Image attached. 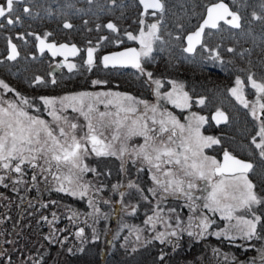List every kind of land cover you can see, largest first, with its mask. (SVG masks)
Wrapping results in <instances>:
<instances>
[{"label":"rangeland","instance_id":"obj_1","mask_svg":"<svg viewBox=\"0 0 264 264\" xmlns=\"http://www.w3.org/2000/svg\"><path fill=\"white\" fill-rule=\"evenodd\" d=\"M23 4L26 5V3ZM148 12L151 13L147 14ZM153 12H155L156 14L152 15ZM161 13L162 12L160 11L152 10H147V12L142 11L143 15L139 18V29L126 31L124 33L125 35H122V33L114 34L110 32L116 31L118 29L117 27H115L114 29L108 28L107 25L110 24L109 21L97 20L92 26L86 27V29L89 30V34L91 37L85 42L81 41V44L84 47L93 46L97 55L104 54L103 52L108 51V48L106 47L107 42H113L115 47H119L118 49L128 46V44L130 46H136L140 49L141 45L139 39H129L128 34L130 33L133 36L138 37L141 30H143L144 32H148V25L153 23H157L159 27V22L162 18V16L159 14ZM141 21H143V23H141ZM63 22L67 23L69 21L67 19ZM85 23L88 24L89 20ZM105 28L110 29L108 34H110L112 37L107 35V31L104 30ZM91 29H94V31H91ZM76 31V29H73L71 35L73 36L77 34ZM193 31H195V29ZM20 33L21 32L15 33V31L12 33L6 32V30L2 29V26H0L1 39L8 40L12 36L22 37L20 36ZM32 34L37 35L39 33L32 31ZM41 35L48 39L52 38L54 36V33H52V30H50V28H46ZM24 36L26 37V35ZM28 38L31 39L33 37L29 36ZM157 40L158 39L152 42V51ZM104 41H107L105 42V45H103ZM218 41L221 42L220 40ZM179 42L181 41L179 40ZM2 44L4 45L3 42ZM122 44L125 46H121ZM228 45L229 44H226V48H230ZM21 46L25 51L29 49L28 47H25L23 39L21 40ZM182 48L186 49V44H184ZM115 49L117 50V48ZM195 52H199V55H209L210 57H217L220 60H224L227 58L222 50L220 51L217 48H213L210 43H207V41H203L200 45H198ZM151 53L148 57H141V61L143 62L145 59L150 60ZM6 57H3V59H5ZM75 63L71 62L69 63V65ZM4 65L5 63L3 64L2 61V65L0 66L3 67ZM141 67L145 70V74H141L139 69L134 72L135 74L133 72L130 73H132V75L134 74L132 78H145L149 89V96L145 98L144 96H138L129 90L126 91L123 89H118L117 86H112L109 83L110 79H106V77H102L100 76V74L97 76V79L95 81H101L102 83L96 84V86L92 90H82L75 93L65 94L57 93V95H48L47 93H45L35 96L27 89L25 90V88H16L15 85H13V82H11L12 79L8 76H4L5 74L3 72H0V80L4 81L7 85H9V88L14 89L15 91H6L2 87H0V98H2L4 101H14L18 105L20 104L21 96L27 98L30 102V105L32 106L21 105V107H23L24 110L27 111L30 115L39 116L41 119L47 121L54 131H58L57 123L49 114L50 110L46 105H44L43 101L41 100V97L56 98V108L58 110V114L67 117L70 122L76 123L78 125V128L75 131L77 138L84 135L85 131L87 130L85 127L87 122L84 116L80 115L79 112L73 111L71 107L62 108L59 104V98L61 97L75 95L83 92H111L126 94L134 97L137 100L147 101L150 105H158V111L156 114L157 121L161 118L159 113L170 112L179 120L181 124H185L186 127L188 124V118L192 113H195L198 116H204L207 118V122L200 127L201 134L204 136H212L220 140L219 144H214L210 147L204 148L203 154L209 157H213L220 162L223 153L230 150V148H228L230 141L228 142V140L231 139V136H229V133L227 135H223L229 131L227 125H229L230 115L228 113L232 114L231 116H236L237 109H244L249 111L250 118L254 122V132L252 138L256 137V142L259 143L261 138L257 135V133L259 131L260 120L253 117L251 112L252 108L255 107L257 109V116H260V119L264 120V115H261V111L258 105V101L259 103H264V93H261L256 88H253L252 80H255L257 83H264V74L257 75L254 72H251L245 77H237L243 82L241 86L242 90L238 91V94L242 95V97L247 101L248 107H245L244 104L240 103L236 96H233L230 91V89L236 87V78L235 82L230 86V88L226 89V96L229 99H221L217 101L216 105L215 111H225L228 114L227 122L221 124L225 125L223 131H221L222 129H213V132L212 130L211 132H209V129L211 127L209 121H211L212 123L214 122L211 118L212 113L208 114L206 111H203L205 102L202 105L198 103V106L200 108L199 110L193 109V105L187 108L177 107L176 104L164 98V93L172 91L173 82H175L177 86H183L182 90L179 87L177 88L178 92L182 91L188 93L183 81L174 79L170 81L169 85H165L164 80L160 79L158 76L152 73L149 68L145 67L144 62L141 64ZM93 69H97L96 63H93L88 71L92 72ZM43 70H45V68H43ZM147 72L152 73L151 80L146 75ZM42 74L43 73L35 74L40 76L32 78L31 83L33 84V80L38 81L40 77L44 78ZM249 77H251V79H249ZM154 80L161 81V86L159 89L161 93L160 97H157L156 95V85L152 83V81ZM42 81L43 82L40 84L41 86L45 85L46 83L45 78ZM114 84H117V82L115 81ZM16 93H19L20 96H17ZM200 98H198V100ZM101 99L104 98L101 97ZM91 102V100L86 98V104ZM4 106L7 107V104H4ZM78 106L79 105H77V107ZM95 106L99 109V111L115 112L117 110L114 104L109 105L107 109L105 108L104 104H100L98 102ZM138 109L139 110L137 113L128 114L129 119L126 121V126L120 129L119 140L111 141V135L113 134L114 126L113 128L104 130V137H107L105 142L112 143V150L116 152V155L97 156L94 152H89L88 155L84 156L83 164L86 165L88 169H94V171L89 170L85 172H78L77 170H73L71 173L73 176L72 185H69L66 180L58 181L57 179H55L56 176L64 177L70 175V166L67 165L61 164L58 169L56 163L53 162L51 165V171H41V168H48L49 165L44 164V161L42 159H38L33 162L37 165L35 168L30 166L27 162L24 165H21L22 173H16L12 168L4 169L2 166H0V177H3V180L6 179V183L9 179H11L16 183L20 182V186H25L26 184H28L30 185V187L32 186L37 190V195L35 196L39 197L38 199H40V196L42 195V190H46L48 194L47 197L44 198L43 202L39 201V203H37L35 202L37 199L34 196H31L19 203V210H15L14 208L12 214L17 213L16 216H21L22 213H25L26 217V215H28L30 212L32 213V221H30V231L34 233V237H29L28 234L25 233L24 229L28 226V223H24L18 226L12 218L11 230H7L8 236H3L4 246L0 247V264H13V262L14 264H21L20 261H17L18 259L21 260V256L17 255L20 253L14 252V250L16 249L20 251L22 250L17 248L19 245L21 248L25 245L29 246L31 250L33 249V252L29 254V256L34 258L35 260L39 261L40 258L46 257V261L44 264H53L56 262L55 260H61L64 255H67L65 253L67 251L69 252V249H71V251H80L88 242L95 243L98 240L100 252L104 253L105 256L109 253L110 250L114 249H119L126 252L128 251V254L134 255L137 251L143 248H148V246H150L151 244H155V242H158L157 244L161 246L170 245L173 248L184 249L186 246L188 247V249H192L191 246L196 243L195 241H201L208 237L224 239L227 241L241 240L244 241L246 245L251 244V242H249L250 240L243 238L242 235L232 227L237 223L235 219L236 216H244L247 219H251L252 216L250 212L245 209H238L233 214V219L229 221L224 218L223 214L220 211H213L209 208H204L203 206L204 203L207 202L206 197L208 192L211 191V184L221 178L218 174L213 176L210 181H205L197 177L185 176L183 172L180 171L179 166L175 165L162 164L161 168L158 170L152 164H149L147 161H145L143 157L136 155V150H138L140 146L144 144L145 137L139 135L128 136L127 131L129 127H134L132 122L139 119L141 113L143 112V105H138ZM123 115L124 113H121V116ZM151 116L152 113L151 111H149L147 117H145V119L148 121L149 127L151 129H154V131L149 132V135L156 137V143H159L161 140L167 141V137L170 132L160 134L158 131L160 126L158 123H152ZM169 128H171L170 125ZM66 131H68L67 127ZM175 131L176 136L174 137V139L178 144L181 133L179 129H176ZM184 135H187L186 131ZM248 140L251 142L250 138ZM238 144L240 150H244L245 152H248L247 155H250L243 156L242 159L253 162L254 160L252 159L254 156V152L249 147L250 144L247 143L246 138H243L242 142H238ZM122 146L125 147L127 151L121 153L120 149ZM88 147L89 149H91L90 144L88 145ZM257 150L259 155L258 160H264V157H261L259 154L260 149L257 148ZM177 151H183V149L177 148ZM230 153L234 154L233 151H231ZM190 162L191 161H189V163ZM12 163L14 165L16 161H13ZM169 169L172 170L174 176L166 177L164 175V173ZM258 172L260 176H262V174L264 176V165ZM34 175L36 177L35 180L32 179ZM77 175L79 176L78 180H76ZM154 175L165 183L174 178L184 180L185 192L191 193V199H189L184 194V192L172 190L164 192L163 187L157 185L156 181L153 179ZM247 178L254 185L253 191L259 198H261L262 201H264V191H259L257 189L256 185L253 183V178L250 172L247 173ZM189 180H191L196 185L195 188H187V181ZM130 183L133 184L134 187H129L128 185ZM61 184H63V187L65 189L76 191L83 190L80 186L87 185L86 195H84L83 197L79 195L71 196L72 199L75 198V200H81L83 202V205H80V207L78 205H72L67 201V199L61 200L58 196L56 197L48 193V190L50 188H52V190H58L61 187ZM27 187L28 186H26V188ZM150 189L155 191V195L153 194V191H150ZM61 192L64 194H70L69 190ZM121 193H123V195H121ZM89 201H91V203H89ZM9 204L10 203H6V205ZM85 204L86 206L84 207ZM190 205L192 207H190ZM258 206L259 204L255 205L252 211H254L257 216H260L262 220V215L258 211ZM18 207L19 205L17 204L16 208ZM173 209L175 211H172ZM150 217L152 218L151 220H149ZM204 217H207L209 227L206 232H203V235H200V233L202 232V227H198V225ZM259 225L260 224L257 225V235L254 236L251 240H258L257 244L255 245L257 257L262 258V256H264V237L258 235ZM38 226H40L41 228H38ZM80 229L84 230L83 234L81 236H77L76 233ZM225 229L229 230L227 236H217L214 234L217 232H223ZM172 231L176 232L175 236L170 235ZM159 233L165 234L163 237V242H161V239L156 238ZM190 233L193 234L190 235ZM137 236H139V239H137ZM230 237H235V239H231ZM216 249V251L213 250L211 252L213 253V255L212 257H210L209 264H225L228 259H232V264H244L243 260H237V258L233 254L226 252L224 249ZM12 253V256L15 258L14 261L12 262V260H6L9 259ZM62 264H68V262L64 260ZM247 264L256 263L252 261L248 262Z\"/></svg>","mask_w":264,"mask_h":264},{"label":"trees","instance_id":"obj_2","mask_svg":"<svg viewBox=\"0 0 264 264\" xmlns=\"http://www.w3.org/2000/svg\"><path fill=\"white\" fill-rule=\"evenodd\" d=\"M162 1L164 11L159 14L162 16L158 31L160 39L154 45L150 60L145 59L143 62L145 67L164 80L165 85H169L170 81L174 79L183 81L191 98L190 104L193 105V109H200L197 101L198 98L202 97L205 99L203 111L211 114L216 110L217 101L229 99L226 96V89L230 88L237 77H245L251 72L257 75L264 74V0H224L229 4L232 11L239 13L241 27L234 28L225 22H221L216 29L206 28L203 37V41H207L213 48L222 50L225 53L227 58L224 60H220L217 57L213 59L214 57L209 55H199V52L190 54L182 48L186 44V35L194 29L196 30L204 19L208 5L220 0ZM3 3H5V0H0V4ZM23 3H26V5ZM25 8L28 9V12L24 11ZM149 13L151 12L147 14ZM142 15V7L138 0H22V2L14 4V11L9 16L15 21L14 23L9 24L7 19L3 17L0 19L2 29L11 33L14 31L15 33L21 32L20 36H22H12V39L9 38L8 40L0 38V65H2V61L3 64L5 63L3 67L0 66V72H3L4 76L11 78V82L16 88H25V90L27 89L35 96L45 93L48 95L75 93L82 91V89H91L94 86H92L93 83L89 79L95 78L97 74H100V76L110 79L109 83L112 86H117L118 89L129 90L138 96H144V98L148 97L147 82L144 77L132 78L135 74L134 72L137 71V68L133 67L110 68L100 63V67L90 72L88 71L90 66L87 64L82 65L81 62L79 69L83 72L82 74H78L69 80H65L62 75L52 77L49 73L51 58L47 54H39L34 44L37 37L43 36L41 34L46 28H50L52 33H54V36L48 39L78 43H81V41L85 42L91 37L86 27L92 26L97 20H107L117 27V32L105 28L107 35L111 36L108 34L109 31L114 34L122 33V35H125L126 31L139 29V18ZM257 17L261 18L257 19ZM67 19L69 22H63ZM88 20L89 23L86 24L85 22ZM68 24L71 27L67 28L65 26ZM73 29L77 30V34L72 36ZM32 31L39 34H35V36ZM91 31H94V29H91ZM28 35L35 37L34 42L33 38H28ZM21 38L24 40L25 47L29 48L26 51L21 46ZM9 40H13L19 46L21 52L20 56L14 61L6 57L7 42ZM105 42L107 41H104L103 45L106 44ZM123 44L121 46H125ZM226 44H229L230 48H226ZM128 46L130 45L128 44ZM106 47L108 51L105 52L119 48L115 47L113 42H107ZM31 54H34V56ZM101 55H98V57ZM3 57L6 58L3 59ZM97 58L96 61H98ZM143 62L141 61V64ZM130 72L134 74L132 75ZM37 73H43L45 85H32L31 80L36 78L35 74ZM53 80L55 81L54 83ZM115 81L117 84H114ZM236 112V116H231L232 114L228 113L230 115L229 125H227L229 131L223 135L229 133L231 139L228 140V142L230 141L228 148L241 158L250 156L247 155L248 152L240 150L238 144V142H242L243 138H246L247 143L250 144L249 147L254 152H252L254 155L252 160L254 161H251L253 168L249 172L257 189L264 191V176L263 174L260 176L258 172L264 165V160H258V150L251 143L254 122L250 118L249 111L237 109ZM209 124L211 126L209 132L211 130L213 132V129H222L221 131H223L225 126H216L211 121H209ZM249 138L251 142L248 140ZM19 183L11 179L7 183L6 179L0 183V247L4 246L3 236H8L7 230H11L12 218L18 226L28 223V226L24 229L25 233L29 237H34V233L30 231L32 213L30 212L26 217L25 213H22L21 216H16L17 213H12L14 208L15 210L20 209L19 203L25 199L34 196L37 199L35 202L39 203V201L43 202L48 195L46 190H42V195L38 199L39 197L35 196L37 195L36 189L28 184L20 186ZM26 186L28 187L26 188ZM48 191L49 194L58 196L61 200L67 199L72 205H78L79 207L83 205L81 200L72 199L70 194L52 190V188ZM6 203L10 204L6 205ZM17 204L19 205L18 208H16ZM258 211L262 215L261 224H264V202L259 204ZM261 224L259 225L258 235L264 237V227H261ZM38 228L41 227L38 226ZM257 241L256 239L250 240L251 244L246 245L241 240L227 241L208 237L201 241H195L196 243L191 246L192 249H188L186 246L185 249L173 248L170 245L161 246L157 244L158 242H155L148 248L137 251L134 255L128 254V251L114 249L110 250L105 256L104 253L100 252L98 240L95 243L88 242L80 251H67L68 253H65L67 255L62 257L63 260H55L56 262L53 264H62L64 260L68 264H209L210 257L213 255L211 252L213 250L216 251V248L224 249L226 252L233 254L237 260H243L244 264L252 261L256 264H264L262 258L257 257L255 247ZM17 248L22 249L21 251L18 249L14 250V252L20 253L16 254L21 256V260H17L21 264H44L46 261V257L40 258L39 261L30 257L29 254L33 252V249L31 250L29 246L24 245L21 248L19 245ZM12 255L13 253L6 260H12L13 262L15 258ZM161 257L163 258L161 259ZM232 263V259H228L225 262V264Z\"/></svg>","mask_w":264,"mask_h":264},{"label":"snow or ice","instance_id":"obj_3","mask_svg":"<svg viewBox=\"0 0 264 264\" xmlns=\"http://www.w3.org/2000/svg\"><path fill=\"white\" fill-rule=\"evenodd\" d=\"M22 2V0H5V3L0 4V17L7 19L9 24L15 21L9 18L10 14L14 11V4ZM144 5L145 12L148 9H158L160 12L164 11V4L161 0H140ZM28 12V9H24ZM156 13L153 12L152 15ZM231 17V19H228ZM261 17H257L260 19ZM241 17L238 12L231 11L227 4L220 2L212 4L207 8V17L203 20V23L199 28L187 36L188 47L185 49L186 52H194L195 45L201 43V38L204 34L205 28L216 29L219 27L220 21L231 25L234 28H240ZM143 23V21H141ZM66 27H71V25H65ZM108 28L114 29L113 24H108ZM149 31L144 32L141 30L140 35L133 36L128 34L129 39L136 40L139 39L141 48L137 50L136 48H130L123 52L113 53L109 56L103 57L105 66L109 62L113 63H131L135 68L139 69L141 74H145V70L141 67L140 59L141 57H148L152 51V42L156 39H160L157 35L159 27L157 23L148 25ZM41 51L44 47H48L53 50V55H57L62 49H67L70 55H77L80 51L75 45L69 48L68 45H60L57 49L54 44H44V40L40 41ZM95 49L89 48L87 50V60L86 64L91 66L93 64V53ZM231 51V49H230ZM16 46L12 45V54L10 59H15ZM215 59V57L213 58ZM69 69L76 67L74 64L68 65ZM146 75L151 80L152 73L147 72ZM251 79V77H249ZM55 81L53 80V83ZM94 84H100L101 81H93ZM156 85V95L161 96L159 91L161 86L160 80L152 81ZM243 82L237 78L236 87L230 89L233 96L248 107L247 101L238 94V91L242 90ZM253 88H256L259 92L264 93V83H257L252 80ZM0 87L6 91H15L9 88L4 81L0 80ZM182 90L183 86H177L173 82V89L171 92L164 93V98L176 104L177 107L187 108L190 107V97L187 92H178L177 88ZM20 96L19 93H16ZM103 97L104 99H101ZM89 99L91 103H85V100ZM44 105L48 107L49 114L53 117V120L57 123L58 131H54L49 123L39 116L30 115L24 110L21 105H30V102L25 97H20V104L18 105L14 101H4L0 98V166L4 169L12 168L16 173H22L21 165L26 162L30 166L36 167L37 165L33 162L42 159L44 164L49 165L48 168H41V171H51V165L53 162L56 163L57 168L61 164L70 166V175L60 177L56 176L55 179L58 181L66 180L69 185L73 184L72 171L77 170L78 172L94 171V169H88L86 165L83 164L84 156L88 155L89 152H94L97 156L101 155H116V152L112 150L113 145L111 142L106 143L107 137H104V130L113 128V134L111 135V141H116L120 139V129L126 126V121L129 119V113H137L138 105H143V112L141 113L139 119L134 120L132 123L134 127H129L127 131L128 136L139 135L145 137V142L136 150V155L143 157L145 161L152 164L156 169H160L162 164L179 166L180 171L183 172L185 176L197 177L205 181H210L215 175H219L221 178L216 182L211 184V191L208 192L206 197V203H204V208H209L213 211H220L224 218L231 221L233 219V214L238 209H245L251 213L252 218L247 219L244 216H236L235 219L237 223L232 227L235 228L243 238L251 240L257 235V225L261 224V217L257 216L254 211H252L255 205L261 204V198L253 191L254 185L247 178V173L253 168V165L249 162L237 159L232 156L228 151L223 153V163L216 160L213 157H209L203 154V149L210 147L214 144H219L220 140L212 136H204L200 132V127L207 122V118L204 116H198L192 113L188 118L187 127L185 124H181L179 120L172 115L170 112L159 113L160 119L157 121L156 114L158 111V105H150L147 101L137 100L132 96L121 94V93H78L75 95H68L59 98V104L62 108L71 107L73 111L79 112L80 115L84 116L86 120V131L83 136L77 138L75 131L78 128L76 123H72L67 117L58 114L56 108L57 99L49 97H41ZM104 104L107 109L109 105H115L116 111H99L95 106L96 103ZM199 104H204V99L200 98L197 101ZM7 104V107L4 106ZM77 105H79L77 107ZM259 109L261 115H264V103H259ZM86 109V110H85ZM38 111V109H37ZM151 111V120L153 124H159V133L170 132L167 137V141L161 140L156 143V137L150 136L149 132L154 131L148 125V121L145 119L148 112ZM121 113H124L121 116ZM252 116L260 120L259 131L257 135L261 138L259 143L256 142V137L252 138V143L255 144L256 148L260 149V156L264 157V120L257 116V109L252 108ZM166 117V118H165ZM227 120V116L221 112L217 111L214 119L217 123L220 119ZM194 122V123H193ZM169 125L171 128H169ZM138 126V127H137ZM66 127L68 131H66ZM176 129H179L181 135L179 138V143L177 144L174 137L176 136ZM185 131L187 135H184ZM62 138V139H61ZM91 145L89 149L88 145ZM174 145V146H170ZM177 148L183 149V151H177ZM121 153L127 151L125 147H121ZM13 161L16 163L13 165ZM189 161H191L189 163ZM166 177L174 176L171 169L164 173ZM33 180L36 179L35 175L32 177ZM79 176H76V180ZM153 179L156 181L157 185L163 187L164 192L179 191L184 192V194L191 199V193L185 192L184 185L185 181L182 179H172L167 181H161L155 175ZM3 182V177H0V183ZM129 187H134L133 184H129ZM83 190L76 191L65 189L63 184L58 189L59 191L69 190L70 194L73 196L79 195L83 197L87 193V185L80 186ZM196 185L191 181H187V188L193 189ZM153 194L155 195V191ZM123 195V193H121ZM91 203V201H89ZM190 207H192L190 205ZM172 211H175L174 209ZM152 218L150 217L149 220ZM198 227H202V232H206L209 227V222L207 217H204ZM264 227V224H261ZM83 229H80L76 235L81 236L83 234ZM228 229L223 232L214 233L217 236L228 235ZM193 233H190L192 235ZM164 233H159L157 239H161L163 242ZM170 235L175 236L176 232L172 231ZM235 239V237H230ZM139 239V236H137ZM82 250V249H81ZM71 251V249H69ZM163 257H161L162 259ZM262 261H264V256H262Z\"/></svg>","mask_w":264,"mask_h":264},{"label":"flooded vegetation","instance_id":"obj_4","mask_svg":"<svg viewBox=\"0 0 264 264\" xmlns=\"http://www.w3.org/2000/svg\"><path fill=\"white\" fill-rule=\"evenodd\" d=\"M47 39V38H46ZM47 40H49V41H54V42H56V43H61V42H66V43H68V44H75V45H77V47L79 48V53H78V55H76V56H73V57H69V58H66V59H64V58H62V57H60V56H58V57H52L48 52H43L41 55H43V54H47L51 59V61H50V69H49V73H50V75L52 76V77H55V76H57V75H62V77L66 80H69V79H71L72 77H75L76 75H78V74H82L83 72L82 71H80V69H79V66H80V64H81V62H82V65H84V64H86V60H87V50L89 49V48H93L94 49V47L93 46H88V47H84L81 43H78V42H74V41H72V42H69V41H55V40H51V39H47ZM9 42V41H8ZM8 42H7V44H8ZM36 42H37V39H36ZM36 42H35V46H36V49H37V45H36ZM18 46V45H17ZM136 47V46H135ZM18 48H19V46H18ZM139 49V48H138ZM20 50V49H19ZM38 51V50H37ZM21 53V52H20ZM39 53V52H38ZM106 53V52H105ZM7 54H8V47H7V53H6V56H7ZM40 54V53H39ZM32 56H34V54H31ZM20 56V55H19ZM18 56V57H19ZM102 56H103V54L101 55V56H99L98 57V55H97V53H96V51H94V53H93V63H95V61H96V58H97V60L98 61H96V65H97V67H100V63H102ZM17 57V58H18ZM8 58V57H7ZM16 58V59H17ZM9 59V58H8ZM15 59V60H16ZM10 60V59H9ZM100 60V61H99ZM142 60V59H141ZM12 61H14V60H12ZM77 61V62H76ZM71 62H73V63H75L74 65H76V67H74V68H72V69H69V67H68V65H69V63H71ZM140 63H141V61H140ZM103 64V63H102ZM128 67H133V68H135L134 66H128ZM111 68V67H110ZM38 76H40V75H36V77H38ZM65 76V77H64ZM96 76H98V74L96 75ZM95 76V78H92V79H89V81H95L96 79H97V77ZM44 78H42V77H40L39 79H38V81H35V80H33V84L32 85H40L43 81ZM92 86H96V84H92ZM94 87H92L90 90H92V89H94ZM82 90H87V89H82ZM89 90V89H88Z\"/></svg>","mask_w":264,"mask_h":264},{"label":"water","instance_id":"obj_5","mask_svg":"<svg viewBox=\"0 0 264 264\" xmlns=\"http://www.w3.org/2000/svg\"><path fill=\"white\" fill-rule=\"evenodd\" d=\"M138 1H139L140 5H141V7H142V11L145 12L144 5L140 2V0H138ZM161 2L163 3L162 0H161ZM218 2H220V1H217V2H215V3H218ZM215 3H212V4H215ZM223 3L227 4L228 7H229V9L232 11V9L230 8L229 4H228L226 1L223 0ZM212 4L208 5V7L211 6ZM208 7H207V8H208ZM148 10H152V11H160V10H158V9H151V8L148 9ZM206 17H207V9H206V14H205L204 19H206ZM1 18H2V17H0V19H1ZM204 19H203V20H204ZM228 19H231V17H228ZM203 20H202V22L200 23V25L203 23ZM221 22H224V21H220V23H221ZM220 23H219V24H220ZM200 25H199V26H200ZM228 25H229V24H228ZM230 26H231V25H230ZM198 28H199V27H198ZM198 28H197V29H198ZM197 29H196V30H197ZM196 30H195V31H196ZM205 30H206V28H205ZM205 30H204V32H205ZM195 31L189 32V33L186 35V37H185V40H186V48L188 47L187 36L190 35L191 33L195 32ZM203 37H204V34H203V36H202V38H201V43L203 42ZM41 40H44V44H45V45H48V44H54V45H56L57 49H59V46H60V45H65V44H66V45L69 46V48H71L72 45H75V44H68V43H66V42L56 43V42H54V41H49V40H47V39L44 38L43 36H39V37L37 38L36 45H37V50H38V52H39L40 54H42L43 52H48L52 57H58V56H60V57H62V58H64V59L69 58V57H73V55L67 54V53H68V50H67V49H62V50H60V51L58 52L57 55H53V50L50 49V48H48V47H46V46L44 47L43 51H41V43H40ZM201 43L195 45V50H196V47H197L198 45H200ZM12 45H15V46H16V53H18V55H16V58H17V57L20 55V50H19L17 44H16L13 40H9V42H8V54H7V57L9 58V57L11 56V54H12ZM75 46H76L77 49H79V48L77 47V45H75ZM130 48H136L137 50H139V49H138L137 47H135V46H127V47H123V48H120V49H117V50H113V51H109V52L104 53L103 56H102V63H103V65L105 66L104 61H103V57H105V56H109V55H111V54H113V53L123 52V51H125V50H127V49H130ZM194 52H195V51H194ZM194 52H191L190 54H192V53H194ZM78 53H79V52H78ZM78 53H77V55H78ZM188 53H189V52H188ZM75 56H76V55H75ZM16 58H15V59H16ZM9 59H10V58H9ZM15 59H14V60H15ZM10 60H13V59H10ZM140 61H141V59H140ZM128 66H133V65H132L131 63H113V62H109L108 65L105 66V67H111V68H114V67H128ZM216 112H217V111H214V112H212V114H211V118H212L213 122H214L216 125H221V124L226 123L227 120H228V114H227L225 111H221V112H223V113L227 116V120L225 121V120H223L222 118H218V119H220V122L217 123V120L214 119V117L216 116ZM228 152H229V151H228ZM229 153H230V152H229ZM230 154H231L232 156L236 157L237 159L243 160V161H245V162H249V161L244 160V159H242V158H240V157H238V156H236V155H234V154H232V153H230ZM221 163H223V155H222ZM249 163H251V162H249Z\"/></svg>","mask_w":264,"mask_h":264}]
</instances>
